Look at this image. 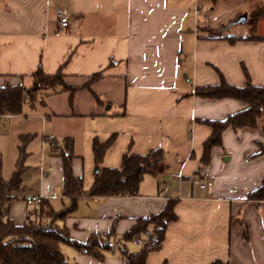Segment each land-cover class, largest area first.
<instances>
[{
	"label": "crops",
	"instance_id": "crops-1",
	"mask_svg": "<svg viewBox=\"0 0 264 264\" xmlns=\"http://www.w3.org/2000/svg\"><path fill=\"white\" fill-rule=\"evenodd\" d=\"M194 4L193 8L179 0H0V86H31V74L39 67L46 73L62 69L78 87L72 100L68 91L47 93L63 94L71 110L79 107L80 113L69 110L56 115L109 118L104 119L109 126L140 132L139 140L128 144L118 146L116 140L102 166L120 167L128 150L138 154L156 147L164 150L158 175H146L138 195L78 198L64 221L72 238L85 242L93 234L115 231L117 235L104 261L62 245L70 264H124V246L132 252L141 248L126 242L123 235L137 219L160 213L170 200L175 201L177 219L168 224L160 246L149 252V264H264V199L249 198L264 178V153L258 154L259 144H264L263 121L258 128L228 127L223 145L212 149L211 161L204 165L203 142L212 128L201 120L223 119L247 104L194 94L196 86L217 84L221 75L244 86L245 68L255 85L264 86V39L231 42V37L250 33L243 23L232 24L221 38H208L204 27L227 24L246 6L244 1L195 0ZM59 9L69 17L67 28L60 29ZM199 17L208 23H201ZM258 35L264 37V20ZM97 72L102 75L88 84ZM108 102L120 107L112 115L104 110ZM73 126L68 125L69 134L59 143L74 139L73 171L89 189L96 175L94 154L90 158L82 154ZM158 133L165 139L156 140ZM110 134L95 130L89 139L106 140ZM31 135L22 133L19 138L26 137L29 143ZM48 145L41 139L39 184L32 192L18 191L11 203L10 216L18 225L37 208L36 203H27L28 195L49 199L57 210L71 203L64 193L63 158ZM26 153L27 159L31 152L26 149ZM171 160L176 163L170 174ZM42 167L50 168L48 173L43 174ZM89 177L93 181L86 186ZM198 177L212 180L213 185L201 188L194 182Z\"/></svg>",
	"mask_w": 264,
	"mask_h": 264
},
{
	"label": "trees",
	"instance_id": "trees-1",
	"mask_svg": "<svg viewBox=\"0 0 264 264\" xmlns=\"http://www.w3.org/2000/svg\"><path fill=\"white\" fill-rule=\"evenodd\" d=\"M218 0H212L215 3ZM239 16L221 25L219 28L204 27L209 32L208 38H221L223 33L232 24H238ZM264 20V2L253 9L246 21L241 23L250 26V33L245 37H231L236 40H263L258 35V27ZM247 83L244 86L232 84L221 75L217 84L196 86L194 94L207 99L233 98L243 101L247 107L243 110L227 115L223 119H203V123L212 128V133L203 142V155L201 162L208 165L211 161L212 149L223 145V134L228 127L234 129L242 127L258 128L263 121L264 131V86L252 82L248 70L245 68ZM102 73L97 72L89 77L88 84L97 80ZM33 84L12 85L6 83L0 86V118L19 115L26 102L34 101L38 94L44 90L52 89L54 92H70V100L78 87L71 84L62 69L55 73H46L39 67L31 74ZM87 86V84H86ZM117 135L114 133L108 139L101 140L95 137L92 148L94 160L99 167L93 184L89 189L84 186L82 177H77L73 171L74 139L67 137L62 145L55 146L52 151L63 158L65 173V195L71 197L69 206L57 210L49 199L42 198L36 203L37 208L28 213L26 221L18 225L10 216L11 203L17 197L16 193L23 188V174L26 170L25 145L20 147L16 168L9 178L0 173V264H70L62 245H70L79 252L93 256L98 260H105V252L114 249L112 239L117 235L115 231L103 234H93L87 241H78L71 237L65 219L77 206L81 196H132L138 195L140 186L146 175L157 176L164 159L162 147L151 149L148 153L138 154L131 150L122 156L120 167L102 166L105 155L115 143ZM260 145L258 154L264 153V144ZM249 198L252 200L264 199V178L260 186L254 189ZM28 203V202H27ZM177 219L175 201L170 200L160 213L137 219L136 224L123 235L126 242H132L136 237L150 234V227L154 226V234L160 241L164 239L168 224ZM125 259L124 264H149L150 250L141 249L132 252L124 246L121 250ZM211 264H221L216 261Z\"/></svg>",
	"mask_w": 264,
	"mask_h": 264
},
{
	"label": "rangeland",
	"instance_id": "rangeland-1",
	"mask_svg": "<svg viewBox=\"0 0 264 264\" xmlns=\"http://www.w3.org/2000/svg\"><path fill=\"white\" fill-rule=\"evenodd\" d=\"M184 1L188 6L195 7V0H179ZM245 2V7L240 9V14L249 13L255 9L257 5L263 4L264 0H242ZM238 15V16H239ZM200 18L201 23H208V20ZM240 24V23H239ZM243 25V24H240ZM248 25V24H245ZM250 27V26H249ZM69 80V79H68ZM70 81V80H69ZM54 92L52 89H47L46 91L42 90L37 98L34 101H28L23 107V111L19 115H14L11 117H1L0 118V173L4 178H9L13 171L15 170L18 156V145L23 146L31 154L25 159L24 164L27 167L24 180V188L18 192V194H24L26 192H32L40 182L41 179V170L39 166V153L41 145V134L45 132L46 134H54L58 141L61 142V138L66 133L69 128L68 125H75L74 133L72 134L77 137L78 148L81 150L82 154L86 158L93 156L92 152V140L89 138L92 136V133L95 130H100L102 132H111L116 134L118 141V146H122L124 143L128 144L134 138L139 140L140 132H131L129 127L121 125H111L106 124L104 119L109 118H98L93 115H71V116H58L56 113H65L73 111L74 114H79V107L76 110H71V106L68 104L67 98L59 93H47ZM112 104V107L108 108ZM104 110L110 115L114 114L117 109L120 107L116 102H108L104 105ZM108 108V109H106ZM85 109V103L81 107ZM113 117V116H109ZM109 121V120H108ZM71 130V129H70ZM107 130V131H106ZM123 130L125 133H123ZM32 133L29 143L27 138H19V135L22 133ZM103 134V133H102ZM105 134V133H104ZM72 135V136H73ZM73 136V137H74ZM109 138V137H108ZM165 139V135L158 133L156 134V140L162 141ZM27 144V145H26ZM49 146V145H48ZM118 149V148H117ZM175 161H169L170 167L168 168L169 173L171 174L175 168ZM97 165L94 166L93 171ZM170 174H164L165 178L171 179ZM178 179H173V183ZM93 177L90 179H85V185L90 186L92 184ZM129 247L132 246L130 243Z\"/></svg>",
	"mask_w": 264,
	"mask_h": 264
},
{
	"label": "built area",
	"instance_id": "built-area-1",
	"mask_svg": "<svg viewBox=\"0 0 264 264\" xmlns=\"http://www.w3.org/2000/svg\"><path fill=\"white\" fill-rule=\"evenodd\" d=\"M58 19L60 23V29L67 28L69 26V17L66 14L64 9L58 10ZM42 140L44 143H48L51 148H54L55 146L60 145L58 139L54 134H46L45 132L42 133ZM50 168L45 169L42 167L43 174L48 173ZM194 182L199 185L201 188H207L211 185H213L212 180H203L202 178L198 177L194 179ZM42 199L41 196L37 195H28L26 197V201L28 203H38ZM133 242L139 246L141 249L146 250H154L157 249L160 246V241L156 238L154 233H151L149 235L136 237Z\"/></svg>",
	"mask_w": 264,
	"mask_h": 264
},
{
	"label": "water",
	"instance_id": "water-1",
	"mask_svg": "<svg viewBox=\"0 0 264 264\" xmlns=\"http://www.w3.org/2000/svg\"><path fill=\"white\" fill-rule=\"evenodd\" d=\"M248 18V13H243L241 15H239L238 19H237V22L241 23L243 21H246ZM95 172L98 173L99 172V167L96 166L95 168Z\"/></svg>",
	"mask_w": 264,
	"mask_h": 264
}]
</instances>
